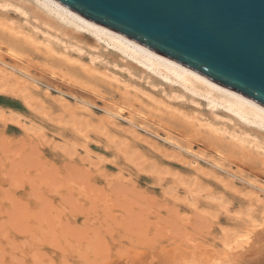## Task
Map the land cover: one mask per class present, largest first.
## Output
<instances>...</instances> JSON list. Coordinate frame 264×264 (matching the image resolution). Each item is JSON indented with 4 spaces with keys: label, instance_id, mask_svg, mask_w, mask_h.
<instances>
[{
    "label": "rangeland",
    "instance_id": "374dc122",
    "mask_svg": "<svg viewBox=\"0 0 264 264\" xmlns=\"http://www.w3.org/2000/svg\"><path fill=\"white\" fill-rule=\"evenodd\" d=\"M8 20L24 22L15 12ZM9 36L0 29L1 46ZM16 47L40 83L24 90L16 83L24 79L4 78L0 70V225L11 230L0 235V264H164L177 253L220 257L224 243L260 213L262 205L244 180L264 183V158L232 149L226 138L199 127L193 117L210 118L204 105L171 100L163 85L152 87L139 72L131 78L101 64L104 57L97 60L98 81L88 77L86 87L75 86L51 76L60 60L30 45ZM86 55L73 54L88 64ZM75 70L84 74L80 66ZM100 73L125 83L107 82ZM80 100L90 103L87 111L76 108ZM107 108L124 109L117 126L105 123ZM133 109L135 127L129 123ZM166 131L183 147L191 143L197 158L163 140ZM258 250L261 257L253 250L241 261L264 264Z\"/></svg>",
    "mask_w": 264,
    "mask_h": 264
},
{
    "label": "bare ground",
    "instance_id": "6f19581e",
    "mask_svg": "<svg viewBox=\"0 0 264 264\" xmlns=\"http://www.w3.org/2000/svg\"><path fill=\"white\" fill-rule=\"evenodd\" d=\"M12 12H15V14L17 13L20 17H23L24 22L23 23L21 22L22 24L16 25L17 22L14 23L13 21H9L8 19ZM0 29L8 31L10 34L8 42L5 43L6 46L3 47L0 45V52H5L6 55L11 60V62H7L5 56H1L0 54V70L1 72H3L4 78L6 77L11 78L12 75H17L19 76V78L24 79L23 82L20 79H16V83L20 84L24 90H28L27 88L34 87L35 85L38 86L40 80L35 78L32 75V73L23 66V63L27 61L28 58L24 53L20 52L19 49H17L16 45L18 43L33 46L36 50L43 52L44 54L50 56L51 58L60 60L62 64L56 66L58 68V70L56 71L51 69L52 70L51 76H53V78L60 77V79H64L67 82L76 84L75 86L79 84L83 87H86V85H84L86 83L84 79L87 80L86 78L88 77L92 78L91 81L93 79L94 81L95 80L98 81L97 77L100 69H98L97 67V60L101 58L103 59L104 57V60L101 61V64H108V66L113 64L115 69L116 67L117 68L119 67L120 70L122 69L126 71L129 77L131 78L133 76H136L135 72H139L141 75L145 77L148 84L151 85L152 87H156V85L153 82H158V84L163 85L165 88H163V90L161 91L165 93L167 98L171 100L177 101V100L189 98L191 99L192 103H195L197 105V107L204 105L209 110L208 115L210 116V118L200 119V116L193 117V119L198 121L199 124L197 123V125L199 127H205L207 128L208 133L211 132L219 136L220 138H226V140L229 141L232 149L240 148L244 152H249V154L250 153L256 154L258 158L259 157L264 158V106L254 102L253 100H250L249 98L239 94L238 92L204 76L203 74L163 54H160L150 48H147L139 43H136L118 34L117 32L95 21L88 19L87 17L75 12L74 10L68 8L64 4L58 2L57 0H0ZM100 49L104 52L105 51L107 52L101 53L102 51H99ZM74 53L78 54L80 57H82V55L84 54L89 55L90 60L88 64L83 63L80 57L79 58L74 57L73 56ZM111 56L112 59H109L111 58ZM113 57L120 58V62H118V60L116 59H113ZM76 65L80 66L81 68H84L83 75L81 72L75 70ZM49 70L48 72L50 73ZM94 74H97V77ZM100 74L105 78V80H107V82H109L108 81L109 78L119 84L125 83V81L122 80L123 82H121L116 77L112 78L106 73H100ZM2 84L6 85L5 82H2ZM121 86H125V85L122 84ZM124 88L126 89L127 87ZM85 89L88 90V88ZM166 89H168L169 92H167ZM91 92L95 94L98 93V91L96 93V89H93V91ZM125 93L128 94V92ZM80 101L81 102L79 103V106L77 105L78 107L76 108L81 110L86 108L87 111V107L90 103L88 104V102L85 100H80ZM90 106L89 108H91ZM165 107L170 108L166 105ZM136 111L137 110L133 109L132 111L128 112V114L131 117L129 123H131L132 126L134 127L137 126V124L135 125L136 122L133 121V118L134 117L136 118V114L138 113V112L136 113ZM105 112H106L105 113L106 117L104 119L105 123H107L108 126L110 125L117 126L116 119H118V117L121 118L124 109L119 108L118 110H113L111 108H107ZM140 121H142L141 124L144 126L145 123L144 119L143 120L140 119ZM145 130L147 129L145 128ZM134 131L136 130L134 129ZM133 133L135 132H133L132 130V134ZM215 137L216 136H214V138ZM163 140H166L167 142H169V144L172 143L175 147L181 149L182 151L184 149L187 153L197 158L196 156L197 152L194 153L190 145L191 143L186 147L181 146L178 143V141H176L173 137L169 135L168 131H166ZM219 154L220 156H222V158H224V155L221 152ZM200 158H202V156ZM215 166L221 170L222 169L225 170L223 164H221L219 161H216ZM226 170L228 169L226 168ZM230 170L231 169H229V171ZM229 171L227 172L230 175H233V177L236 176L234 173H232L233 172L232 170H231L232 172ZM237 178L240 179L241 177H239L238 175ZM244 181L247 182L248 185H250L252 191L251 193L254 195V201L257 203H261L262 205L260 206L261 210L258 215H256L257 214L256 213L255 215L250 216L251 221L247 219L248 223L246 222L245 230L241 234H238L235 238H233L232 241H226L224 243L223 250L219 251L221 252L220 257L216 254L211 253L210 251L209 252L211 253V255L202 254L200 257L197 256V258L195 259L194 258L191 259L187 257L186 255H184L185 253L183 255L186 257H182V258L181 256H179L178 253H177L178 257L175 256L176 254L174 253L175 254L174 256H170L171 260L169 259V262L165 261L164 264H245V262L243 263L244 260L241 261L242 258L244 259L247 255H249V253L251 252L253 253V250L254 251L256 250V253L254 255L258 254L257 253L258 249H259L258 252L259 253L261 252L262 257H264V183L261 182V180L258 181L254 179L253 180L248 179ZM35 210L37 209H34L33 212ZM10 222L11 221H9V223ZM17 222L18 221H16V223ZM13 224H15V222ZM18 228L19 227H17V229ZM10 231L11 230H9L8 227L4 228V226L0 225V235H3L4 233ZM42 239L45 238L43 237ZM71 242H73V240H71ZM95 246H97V244H95ZM88 247L90 246L88 245ZM91 249H93V246ZM95 255H97V253ZM190 255L191 254H189V256ZM258 255L259 257H261L260 254ZM257 258L256 260H259ZM256 260L254 262H256ZM49 263L50 262H48V264ZM45 264H47V261Z\"/></svg>",
    "mask_w": 264,
    "mask_h": 264
},
{
    "label": "water",
    "instance_id": "95a60500",
    "mask_svg": "<svg viewBox=\"0 0 264 264\" xmlns=\"http://www.w3.org/2000/svg\"><path fill=\"white\" fill-rule=\"evenodd\" d=\"M264 106V0H57Z\"/></svg>",
    "mask_w": 264,
    "mask_h": 264
}]
</instances>
